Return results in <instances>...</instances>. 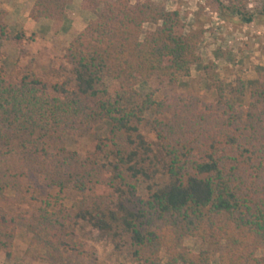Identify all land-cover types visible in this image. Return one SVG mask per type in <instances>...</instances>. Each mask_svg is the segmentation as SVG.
Masks as SVG:
<instances>
[{
	"label": "trees",
	"instance_id": "obj_1",
	"mask_svg": "<svg viewBox=\"0 0 264 264\" xmlns=\"http://www.w3.org/2000/svg\"><path fill=\"white\" fill-rule=\"evenodd\" d=\"M74 1L36 0L29 19L53 22L58 34ZM244 1L231 0L225 14L252 24ZM82 8L96 18L52 60L48 79L34 59L22 64L23 50L8 72L0 49V205L36 209L33 242L50 262L59 263V251H77L75 233L87 223L124 264H264L256 255L264 249V79L248 105L242 79L231 96L218 87L214 104L143 98L137 88L154 78H190L200 63L199 34L153 0H83ZM5 15L0 45L34 40L24 31L12 38ZM151 111L168 119L151 125L164 159L143 134ZM86 119L111 128L78 163L64 133ZM14 224L0 208V255L8 261ZM191 238L199 252L180 249Z\"/></svg>",
	"mask_w": 264,
	"mask_h": 264
},
{
	"label": "rangeland",
	"instance_id": "obj_2",
	"mask_svg": "<svg viewBox=\"0 0 264 264\" xmlns=\"http://www.w3.org/2000/svg\"><path fill=\"white\" fill-rule=\"evenodd\" d=\"M157 5L173 12L175 5L171 0H153ZM231 0H185V10L180 13L184 19L186 31L197 33L200 36L198 55L200 63L192 68L190 78L179 79L172 83L165 78H154L141 84L137 91L145 98L151 96L156 102L174 104L177 99L196 97L206 104H214L218 99V87L224 86L227 94L237 81L242 79L249 85L244 105H248L252 95L258 89V82L264 79V0H245L247 11L254 15L252 24H244L235 21L232 16L226 15L224 9ZM34 0H0V13H6L5 22L9 26V34L12 38L25 32L27 37L34 35V40L19 44L15 41L0 45L5 53L1 63L11 72L17 64L21 50L22 64H27L34 59L40 66L38 73L45 79L50 63L56 56L62 54L63 49L72 41L77 33L59 37L50 33L47 28L35 34L32 30L33 21L29 19L30 8ZM21 5L24 8L21 16L17 17L15 10ZM182 5V6H183ZM194 8L196 13L191 17ZM18 9V8H17ZM19 10V9H18ZM192 11V12H191ZM194 11V12H195ZM193 12V13H194ZM76 29L83 30L90 21L96 18L94 13L81 12L72 9L68 14ZM220 29L222 31H216ZM232 37L233 41H227ZM113 93L122 92L120 84L113 80L107 81ZM168 119L159 115L156 111L147 114L146 125L143 134L148 141L155 145L161 159L164 154L161 151L159 141L152 126L156 121ZM152 125V126H151ZM110 124L105 121L96 122L86 119L71 127L64 133L65 147L72 160L78 163L87 162L94 153L98 142L106 138L110 131ZM77 163V164H78ZM167 178L162 177L156 181V186H164ZM99 193L110 194L111 191L101 188ZM68 207L72 206L67 201ZM0 208L15 222L16 230L14 259L8 261L4 255H0V264H124L105 240L104 236L87 223H83L76 231L73 244L77 251H59V263L45 260L46 251L43 247L35 246L31 223L36 222V209L28 205H13L2 203ZM180 249L199 252L200 243L195 239H187ZM226 246L218 247L219 254L226 252ZM258 257L264 256V249L257 251ZM217 261V260H216ZM217 264V263H215Z\"/></svg>",
	"mask_w": 264,
	"mask_h": 264
},
{
	"label": "crops",
	"instance_id": "obj_3",
	"mask_svg": "<svg viewBox=\"0 0 264 264\" xmlns=\"http://www.w3.org/2000/svg\"><path fill=\"white\" fill-rule=\"evenodd\" d=\"M35 1L36 0H34V3H35ZM171 2H172L173 5H175V8L173 9V12H180L181 10L182 11L185 10V5H183V2H185V0H171ZM82 4H83V0H75L74 3H73V6L69 9V13L68 14H70V12H71L72 9H77V10H79V11H81V12L84 13L85 11L82 8ZM17 8L15 10V14H16L17 17H19V16L22 15L24 8H22L20 10L21 5H19V7H17ZM30 9H32V7ZM186 9H188V11L189 10H193V12L195 11L194 8H191L190 9V8H188V6H187ZM193 12L190 14L191 17L193 15H195V13H196V11L194 13ZM32 26H33L32 30H33V32L35 34H37L39 32H42L44 28H47L50 31V33H54L53 32V26H54V24H53V22L48 21V20H43V21H40V22H33V25ZM216 31H222V30L216 29ZM79 32H81V30L76 29L75 22H72V20L67 15V19H66V21H65V23L63 25V29L61 30V32L58 33V36L59 37L68 36L69 34L79 33ZM225 40H226V42L227 41H231V42L233 41L232 37H227Z\"/></svg>",
	"mask_w": 264,
	"mask_h": 264
}]
</instances>
